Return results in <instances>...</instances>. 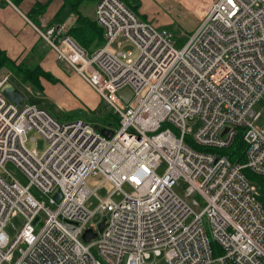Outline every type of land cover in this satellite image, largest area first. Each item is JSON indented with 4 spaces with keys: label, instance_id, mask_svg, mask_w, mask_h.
Returning a JSON list of instances; mask_svg holds the SVG:
<instances>
[{
    "label": "built area",
    "instance_id": "1",
    "mask_svg": "<svg viewBox=\"0 0 264 264\" xmlns=\"http://www.w3.org/2000/svg\"><path fill=\"white\" fill-rule=\"evenodd\" d=\"M201 11L180 48L170 29L121 0H97L104 43L92 52L55 25L38 30L119 118L110 137L25 96L18 106L0 74V264H264V208L243 172L264 176V119L253 108L264 93V0H206ZM194 117L196 129L186 125ZM239 128L244 161L233 162L217 149ZM31 130L48 141L42 153L26 147ZM105 182L111 189L100 195ZM19 213L10 239L4 226ZM89 228L96 234L85 241Z\"/></svg>",
    "mask_w": 264,
    "mask_h": 264
},
{
    "label": "rangeland",
    "instance_id": "2",
    "mask_svg": "<svg viewBox=\"0 0 264 264\" xmlns=\"http://www.w3.org/2000/svg\"><path fill=\"white\" fill-rule=\"evenodd\" d=\"M206 0L199 2V0H145L141 4V10L145 13V17L152 22H154L159 27H166L173 32V39L175 41L174 45L180 48L188 39L191 31L198 25L199 16L202 13V4L204 5ZM197 5H199L197 7ZM201 6V7H200ZM82 14L93 16V6L91 2H87L81 8ZM44 47V49H42ZM125 48H130L133 50L134 55L137 53V49L133 45L126 44ZM42 53L46 54L50 46L46 42H42L41 45ZM91 52V51H88ZM60 72L56 73V80L52 82L43 83L42 88H36L30 83L17 82L15 85L25 97L33 98L37 100L42 106H47L49 110L55 115L59 121H67L75 118L87 119L92 122L99 121L105 116L107 119H111L112 115L110 110L106 107L101 97L95 92V90L86 83L79 75L71 72L67 69L62 62L58 61ZM31 65L39 63L38 61H29ZM10 68H2L0 74L8 73L9 80L13 74ZM256 111L262 113V118L257 122L261 124L262 119H264V93L257 100L253 106ZM199 121L196 117L189 118L186 121V125L196 129ZM28 141L26 142V147L29 149H35L39 153H42L48 146V141L43 138L40 134L36 133L34 130L28 131L27 133ZM30 137H34V140H29ZM165 166L162 163L158 172H161ZM9 169L15 174L18 180L26 184V177L15 167L8 165ZM86 183L91 187H95L99 183V179L95 177H89ZM181 182L175 185L178 192H183L181 188ZM111 189V185L108 182L102 184L101 189L98 191L100 195H105ZM30 191L40 197L39 191L36 187H31ZM197 197V196H195ZM122 197L119 195H114L113 199L119 201ZM198 201L201 200L197 197ZM199 209V207H195ZM104 214L98 213L93 222L98 223ZM189 218L187 221H190ZM22 214L13 215L10 217L9 221L6 222L4 230L10 239H13L17 231L23 223ZM206 231L209 237L212 239L210 224L207 220H203ZM215 255L218 254L216 246L214 247ZM16 256V253H15Z\"/></svg>",
    "mask_w": 264,
    "mask_h": 264
},
{
    "label": "crops",
    "instance_id": "3",
    "mask_svg": "<svg viewBox=\"0 0 264 264\" xmlns=\"http://www.w3.org/2000/svg\"><path fill=\"white\" fill-rule=\"evenodd\" d=\"M96 2H91L93 16L87 15L92 19H95ZM140 2L143 4L145 0H140ZM86 3L80 5L81 13V8ZM64 5V0H0V48L17 62L21 59L27 62L38 61L56 78V73L61 69L57 67L59 63L55 52L50 48L46 54L42 53L44 47L41 49V45L44 39L38 30L55 25L66 33L67 29L75 22L77 14ZM34 6L38 10L34 16L35 21L29 17V12ZM139 9L142 12L141 6ZM42 80L43 83L50 82L44 78Z\"/></svg>",
    "mask_w": 264,
    "mask_h": 264
},
{
    "label": "trees",
    "instance_id": "4",
    "mask_svg": "<svg viewBox=\"0 0 264 264\" xmlns=\"http://www.w3.org/2000/svg\"><path fill=\"white\" fill-rule=\"evenodd\" d=\"M65 5L69 7V9L77 14V18L75 22L67 29L66 34L72 36L82 47H84L87 51H93L96 48L100 47L104 43L103 29L96 22L95 19L90 18L87 15H84L80 12V5L85 2H94L97 0H64ZM131 11H133L139 18L150 21L145 17V13L140 12L141 2L140 0H121ZM64 5V6H65ZM38 10L36 6L32 8L29 12V17L33 21H35L34 16L37 14ZM154 23V22H152ZM155 24V23H154ZM10 68L13 74L11 78V82L13 84H17L18 82L30 83L36 88H42L41 79L49 80L50 82L56 80L52 74L45 70L39 63L31 65L26 60L21 59L20 61H16L8 56L5 50L0 48V70L2 68ZM30 101L35 102L39 106H42L40 103H37V100L31 99ZM45 107L53 116H55L47 106ZM111 119H107L106 116L97 123L103 127H118L119 118L111 113ZM72 119V118H71ZM76 119V118H75ZM87 120V119H86ZM208 150H216L212 148H204ZM220 153L225 154L231 161L233 162H242L244 161V151H245V143L242 139V129H237V133L232 140L231 144L223 149H217ZM246 177L255 183L259 195L258 200L260 201L262 207L264 208V176L253 174L248 169H243Z\"/></svg>",
    "mask_w": 264,
    "mask_h": 264
},
{
    "label": "water",
    "instance_id": "5",
    "mask_svg": "<svg viewBox=\"0 0 264 264\" xmlns=\"http://www.w3.org/2000/svg\"><path fill=\"white\" fill-rule=\"evenodd\" d=\"M2 91L4 95L12 102L17 104L18 106L22 105V101L24 98L23 93L10 81L4 83ZM118 95L122 98V100L127 103L132 96V90L129 87H124L118 91ZM95 127L106 137H110L113 133V130L103 127L101 125L96 124ZM55 199L59 200L60 198V191L57 189L53 193ZM104 224V220H101L98 226V229L101 230ZM96 233L92 231L90 228L86 229L83 234V239L85 241L89 240L93 237Z\"/></svg>",
    "mask_w": 264,
    "mask_h": 264
},
{
    "label": "bare ground",
    "instance_id": "6",
    "mask_svg": "<svg viewBox=\"0 0 264 264\" xmlns=\"http://www.w3.org/2000/svg\"><path fill=\"white\" fill-rule=\"evenodd\" d=\"M95 124H97V123H95Z\"/></svg>",
    "mask_w": 264,
    "mask_h": 264
}]
</instances>
